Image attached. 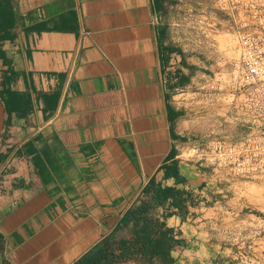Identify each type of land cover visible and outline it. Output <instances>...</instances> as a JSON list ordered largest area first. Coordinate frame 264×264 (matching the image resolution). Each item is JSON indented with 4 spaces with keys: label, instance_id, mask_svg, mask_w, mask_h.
Instances as JSON below:
<instances>
[{
    "label": "crops",
    "instance_id": "0c3cea01",
    "mask_svg": "<svg viewBox=\"0 0 264 264\" xmlns=\"http://www.w3.org/2000/svg\"><path fill=\"white\" fill-rule=\"evenodd\" d=\"M11 2L0 41V264H73L115 230L130 240L122 218L160 192L149 216L173 230L172 264H213L217 225L221 264L234 239L264 240L243 190L181 157L210 127L179 97L222 87L236 60L176 45L164 24L175 0ZM224 116V133L243 124Z\"/></svg>",
    "mask_w": 264,
    "mask_h": 264
},
{
    "label": "built area",
    "instance_id": "2783aa9c",
    "mask_svg": "<svg viewBox=\"0 0 264 264\" xmlns=\"http://www.w3.org/2000/svg\"><path fill=\"white\" fill-rule=\"evenodd\" d=\"M216 14L225 18L220 32L237 58L229 82L234 99V121L242 124L240 137L195 138L181 157L219 173L243 175L264 167V0H212ZM211 44H216L215 42ZM245 117L244 120L239 119Z\"/></svg>",
    "mask_w": 264,
    "mask_h": 264
},
{
    "label": "rangeland",
    "instance_id": "374dc122",
    "mask_svg": "<svg viewBox=\"0 0 264 264\" xmlns=\"http://www.w3.org/2000/svg\"><path fill=\"white\" fill-rule=\"evenodd\" d=\"M225 18L215 13L212 0H175L172 8L164 15V24L172 41L181 46L188 45L195 52L205 51L213 58H225L227 61L236 60V49L227 45L229 40L227 34L220 32L225 26ZM216 43V44H211ZM226 75L221 82L222 87H212L208 92L198 94L189 99V96H181L191 103V108L196 113L202 124L210 127L203 132L199 138L213 136H224L228 139L235 138V133L243 132V127H229L224 129L225 113L233 116L235 114L234 96L232 86ZM179 92L178 94H183ZM221 123V124H220ZM223 123V124H222ZM229 132H228V131ZM223 186H239L243 191L240 195L244 198L247 208L246 212L256 213L264 217V167L251 169L243 175H237L232 171L221 172ZM237 190V189H236ZM264 219V218H263ZM259 229L264 231V220L260 221ZM249 229L252 225L249 224ZM218 225L214 227V237L209 240L211 245L207 252L209 260L213 264H221L220 238ZM234 247L228 256V264H264V240L259 244L252 242L251 238L233 240Z\"/></svg>",
    "mask_w": 264,
    "mask_h": 264
},
{
    "label": "trees",
    "instance_id": "16d2710c",
    "mask_svg": "<svg viewBox=\"0 0 264 264\" xmlns=\"http://www.w3.org/2000/svg\"><path fill=\"white\" fill-rule=\"evenodd\" d=\"M14 22L11 0H0V41ZM150 190L143 191L147 196ZM156 193V191H153ZM160 194H155L153 203L140 199L121 220V226L132 222L134 235L130 240L119 239L116 230L101 238L82 254L73 264H118L135 261L141 264H172V251L177 245L173 230L159 218L149 216L153 205L161 203Z\"/></svg>",
    "mask_w": 264,
    "mask_h": 264
},
{
    "label": "water",
    "instance_id": "95a60500",
    "mask_svg": "<svg viewBox=\"0 0 264 264\" xmlns=\"http://www.w3.org/2000/svg\"><path fill=\"white\" fill-rule=\"evenodd\" d=\"M3 124H4V108L0 101V133L3 128Z\"/></svg>",
    "mask_w": 264,
    "mask_h": 264
}]
</instances>
